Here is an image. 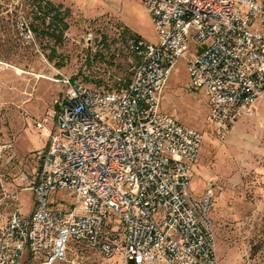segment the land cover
Listing matches in <instances>:
<instances>
[{"label":"built area","instance_id":"obj_1","mask_svg":"<svg viewBox=\"0 0 264 264\" xmlns=\"http://www.w3.org/2000/svg\"><path fill=\"white\" fill-rule=\"evenodd\" d=\"M139 2L156 42L130 44L140 62L126 88L98 91L61 80L34 206L28 216L8 218L0 264H17L24 253L64 262L70 243L121 264H218L213 192L191 191L203 136L162 112V95L185 58L189 87L203 93L223 141L264 96V0ZM191 41L203 51L187 54ZM111 215L121 223L116 231Z\"/></svg>","mask_w":264,"mask_h":264},{"label":"rangeland","instance_id":"obj_2","mask_svg":"<svg viewBox=\"0 0 264 264\" xmlns=\"http://www.w3.org/2000/svg\"><path fill=\"white\" fill-rule=\"evenodd\" d=\"M46 3L67 25L60 41L57 30L53 38L42 36L49 19L44 24L35 20L46 12ZM30 24L38 28L36 34L28 30ZM134 34L156 42L139 0H0V232L12 213L28 216L34 206L32 189L48 143L46 130L54 131V101L65 90L61 80H78L98 91L125 88L137 63L129 48ZM189 48L187 54L194 48L200 53L204 45L191 41ZM188 83L183 58L170 74L161 111L203 136L191 189L198 195L213 192L210 217L218 264H264V96L221 141L208 120L203 93ZM109 223L115 231L121 228L114 215ZM17 264L44 262L24 253ZM56 264L121 260L76 244Z\"/></svg>","mask_w":264,"mask_h":264},{"label":"trees","instance_id":"obj_3","mask_svg":"<svg viewBox=\"0 0 264 264\" xmlns=\"http://www.w3.org/2000/svg\"><path fill=\"white\" fill-rule=\"evenodd\" d=\"M45 8H46V12L44 14H42V16H36L35 17V20H40L41 24H44L46 19L50 20V24H48L47 30L42 33V36H47L48 38H53L54 34H55V31L57 30L58 31L57 39L60 41L62 36H63V33L67 29V25L64 23L63 17L61 16V14H60V12L58 11L57 8L53 7L50 3H46L45 4ZM37 9H38L39 13L44 11L40 4H38ZM49 15H52V16L49 17ZM28 30L33 32L34 34H36L38 32V28L34 24H30ZM138 40L145 41L139 35H135V34L131 35L130 38H129V48H130V44L132 42H137ZM145 42H147V41H145ZM131 53L134 54L137 57V63L134 66V68H135L140 62V55L138 53H136L135 51H132V50H131ZM132 74H133V72H132ZM130 81H129V84H130ZM107 91H112V90H107ZM71 245H76V243H70L69 247Z\"/></svg>","mask_w":264,"mask_h":264},{"label":"crops","instance_id":"obj_4","mask_svg":"<svg viewBox=\"0 0 264 264\" xmlns=\"http://www.w3.org/2000/svg\"><path fill=\"white\" fill-rule=\"evenodd\" d=\"M202 93V92H201ZM46 149V148H45ZM199 152H200V150H199ZM199 155V154H198ZM196 163V162H195ZM195 165V164H194ZM194 167V166H193ZM193 169V168H192ZM191 178H192V172H191ZM191 182H192V180H191ZM191 191H192V189H191ZM206 191V190H205ZM193 192V191H192ZM196 194V193H195ZM203 194V193H202ZM197 196H200V195H198V194H196Z\"/></svg>","mask_w":264,"mask_h":264}]
</instances>
